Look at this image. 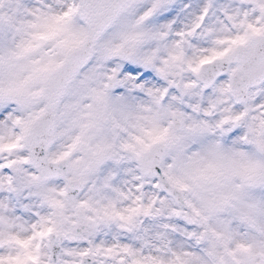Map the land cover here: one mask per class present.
<instances>
[{
  "label": "snow or ice",
  "instance_id": "1",
  "mask_svg": "<svg viewBox=\"0 0 264 264\" xmlns=\"http://www.w3.org/2000/svg\"><path fill=\"white\" fill-rule=\"evenodd\" d=\"M0 264H264V0H0Z\"/></svg>",
  "mask_w": 264,
  "mask_h": 264
}]
</instances>
